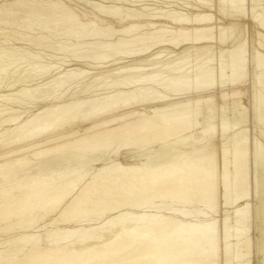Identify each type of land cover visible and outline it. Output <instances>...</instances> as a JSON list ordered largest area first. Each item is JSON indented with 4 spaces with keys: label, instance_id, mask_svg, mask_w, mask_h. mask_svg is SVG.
I'll return each instance as SVG.
<instances>
[{
    "label": "bare ground",
    "instance_id": "1",
    "mask_svg": "<svg viewBox=\"0 0 264 264\" xmlns=\"http://www.w3.org/2000/svg\"><path fill=\"white\" fill-rule=\"evenodd\" d=\"M7 2L14 15L23 14L39 22L58 21L72 32L90 28L91 34L75 36L89 38L76 46L89 45L91 51L84 53L78 49L80 53H75L69 64L64 62V69V64L57 67L55 63L38 61L36 67L33 65L36 72L31 81L28 74L30 77L19 80L23 87L15 90L9 85L13 89L10 88L11 96L32 100L40 112L34 119L23 120L19 111L10 109L11 113L8 110L3 111V116L0 114V127H8L0 131V172L29 164L30 159L40 160L75 148L79 153L113 148L117 149L116 154L123 149L155 148L140 156L147 157V165L141 169H135L137 164L113 161L114 165L103 167L108 172L106 175L102 169H94L93 177L87 178L89 171L83 170L52 189L47 188L49 182H39L38 193H29L2 206L1 220L11 214L18 215L15 223L18 226L34 223L31 216L37 207L48 205L49 209L39 218L66 206L55 216V224L82 216L87 208H94L93 214L105 219L97 232L92 225L86 229L82 225L58 230L49 235L51 248L47 251L39 248L40 236L32 235L29 239L36 242L35 246L19 255L22 258L15 264H251L248 257L252 244L247 228L251 216L261 235L256 244L259 264H264V143L255 135L252 148L256 203L248 202L253 144L250 145L244 125L247 109L242 102L248 46L237 35H231V42L228 41L225 35L230 29L223 27V18L213 14L212 5L205 2V10L191 14H165L146 6L121 10L113 5L104 14L100 5V11L99 7L95 8L104 16L118 17L117 29L107 27L102 32L93 29L95 23L83 22L62 0ZM230 2L229 7L236 14L231 18L244 17L245 0ZM95 18L104 22L103 18ZM254 19L260 29L253 56L254 73L258 77L264 72V14L255 15ZM232 27L235 29L237 25ZM24 37L23 41L50 47L54 52H69L66 43L47 46L43 36ZM157 47L164 50H155ZM194 47H199L201 55L216 51L219 60L206 61V58L195 66L189 65L192 57L189 50ZM181 49L184 51L176 55ZM12 52H0V76L7 71L5 67L20 65V58L14 59ZM177 56L171 64L159 65ZM199 58L198 55L196 61ZM260 76L262 85L264 75ZM40 79H43L41 83ZM228 86L232 89L227 90ZM259 94L255 97L254 112L262 124L264 90ZM0 97L2 102L10 101L9 94ZM261 132L264 136V131ZM220 136L221 143L217 140ZM157 160L165 163L148 165ZM190 193H195L197 198H189ZM159 197L179 203L195 199L205 210L194 213L177 209L181 218L146 211L122 212L123 207L154 204L152 201ZM102 204L106 209L101 208ZM220 209H225V218L218 220ZM112 212L117 215L106 220ZM232 238L235 244L231 243ZM18 242L26 243L28 237L11 238L3 252L16 253L22 248ZM45 254L47 261L42 259ZM1 264H8V260Z\"/></svg>",
    "mask_w": 264,
    "mask_h": 264
},
{
    "label": "rangeland",
    "instance_id": "2",
    "mask_svg": "<svg viewBox=\"0 0 264 264\" xmlns=\"http://www.w3.org/2000/svg\"><path fill=\"white\" fill-rule=\"evenodd\" d=\"M29 1H31V0H29ZM33 1H36V0H32V2ZM62 1H65L67 6H69V8L72 11L73 10L75 11L76 14L78 15V17L83 22L89 20V21L95 23L96 26L93 25V29H96L98 31L102 30V32L104 30L103 28L106 29L107 27L117 29L118 25L115 21H116V18H118V17L116 16V18H114V17H110V16L108 17V15L104 16V14H106L107 9L111 10V8H113V6L118 7V8L120 7L121 10H122V7L133 8V9H142L143 7H144L143 9H145L146 7L147 8L149 7V9H151V10L157 9V11H161V12L163 11V13H165V14H172V13L174 14L176 12H178V13L183 12L184 14H191L193 12H197L198 10H205L204 9L205 6L203 3L206 2L207 4H211L212 5L211 7L213 9L212 10L213 14H216L218 18H221V19L223 18L224 20H221L222 22L224 21L222 23L223 27L230 29V30H228V32L225 35V37L228 39V41L231 42V40H229V39H232L231 35H233V36L237 35V36H239L240 41L246 42V45L248 46L247 47V54H246L247 55V64H248V66H246L247 67L246 83L242 87V92L244 94L243 98H242V100H243L242 102L244 103V106L248 110V111L246 110V113H247L246 116H247V122L248 123L246 122V124H244V125L246 126V128L248 130L249 138L251 141L250 145H252L254 143L253 141H255L256 138L260 142L264 143V136H263V134H261L262 133L261 131H264V123L261 124L258 122V120L255 118L256 112H254V108H255L254 106L256 105V102H255L256 98L255 97L256 96L258 97V95H260L259 93L262 92V90H264V84L261 85L259 83V80H260L259 75L262 74V76H263L264 72L259 73V75L257 77L256 73H254L255 72L254 70H256V69L253 66V56H255V48L254 47L257 45L256 42H258V40H259V38L257 37V33L260 31L257 22H255L254 17H255V15L257 16V15L264 14V0H245V6H244L245 16L241 17V18L237 17L239 19L234 18V17L231 18V16H234L235 10L232 7H229V6H231L230 0L226 1L227 3L224 2V4L220 3L221 0H201V1L200 0H196V1L195 0H62ZM7 4H8L7 0H0L1 14L5 15V16H2V15L0 16V28H1L0 29V31H1L0 32V42H1L0 43V52L4 53L5 51H7V52L11 53L13 51L12 53L15 55L14 59H17L18 57L20 58V63H18L20 65L15 64L11 67L8 66L9 69L7 67H5L8 72L5 71L4 75L0 76L1 77L0 78V91H3V93L1 95H8V94L10 95V97H9L10 101L2 102L0 99V110L2 109L0 111V114H1V116H3L4 115L3 111H8V110L10 111V109H11L12 112H14L13 110L19 111L18 113L21 114V120L28 119V118L31 119L34 116H36V114L38 115V112H40V111H38V109L34 108V104L30 102L32 100L27 99V98L22 99L20 97L11 96L13 94L12 90L13 89L17 90V88L23 87L22 86L23 84L19 83V80L21 78H23L24 76L25 77L31 76L30 81L32 78H34V74L36 72L35 71V67H36L35 65L38 63V61L46 63V64L47 63H55L57 65V67H60L61 65L64 64V62H66V64H69L71 62V59L73 58V55L75 53H80V52H78L80 49H82L80 51H82L84 53L85 52L88 53L89 51H91V48H88V47H90L89 45L85 46L83 44V46H85V48L76 46V44L82 43L85 40H89V38L84 39V38H80V37L82 36V33L83 34H86V33L91 34V32H90L91 30H90V28H88L86 30L75 29L74 30L75 34L73 35V34H70V33H74V32H72V29L69 28L70 29L69 30L67 26L64 27V24H62L61 22H58V21H51V22L50 21H44V22L40 21V22H43L44 23L43 24V23H40L39 21H37L33 17L31 19V17L29 18V16L26 17V15L19 14V13H17V15L15 13V15H14L12 8L6 6ZM100 5H102V7H103L102 12L105 11L104 14H102V12H98V10L99 11L101 10ZM95 7H97V8L99 7L98 10ZM192 8H194V9H192ZM220 8H221V11H220ZM223 8H224L225 13H223ZM232 12H233V14H232ZM227 14H228V16H227ZM229 14H230V18H229ZM21 16H23V17H21ZM95 16L98 18H101V19L103 18L104 22L102 23V22L96 20ZM227 17H228V19H226ZM36 22H38L40 25L37 24ZM47 22H49V23H47ZM55 23H57L59 25L57 26ZM233 25H237V28L234 29L232 27ZM41 26H44V27L41 28ZM231 27L233 29H231ZM77 30H78V32H76ZM232 32H234V34H231ZM6 34L8 35V37L5 36ZM70 35H71V37H68ZM75 35L80 36V37H76ZM24 36H26V39H32V38L34 39V38H38L39 36H43L46 38V40H45L46 45L50 44V43H51L50 45H52V43L53 44H55V43H66L69 52H65L64 54H63V52H60V53L54 52L55 50L53 49L54 51H52L50 47H47L48 48L47 49L40 44L29 43V42L23 41V39L25 38ZM7 40H10V41H7ZM4 41H5V43H4ZM90 42H92V41H90ZM50 45H47V46H50ZM24 47L26 50L24 49ZM18 49L21 50L20 53H18V52L16 53V51H18ZM157 49L158 50H164V48H159V47L155 48V50H157ZM198 49H199V47H194V48L189 50V51H191V55H192V57L189 60L190 61L189 65L195 66L196 64L201 63L202 61L206 60V58H208L206 61H209L211 59H213L214 61L219 60V53H217L216 51L212 55H210V54H208V55L202 54L201 55V54H198ZM86 50H88V51H86ZM23 51H25L26 53ZM183 51H184V49H181L180 51H177L175 54L176 55L178 54V56H179L180 53H182ZM24 53L26 54V57H25ZM16 54H17V56H16ZM18 54L20 56H18ZM28 55H30L29 56L30 59H28ZM198 55L200 58L197 60L198 61L197 62L196 58H198ZM178 56L174 57L168 61H164L163 63H161L159 65H162L164 63L171 64L172 61H174L178 58ZM32 57H33L34 61H33ZM36 57H37V59H36ZM166 59L167 58H165L164 60H166ZM22 60H24V61H22ZM64 66H66V65L64 64L62 66L63 69L65 68ZM27 68H29V69H27ZM95 72H98V71H95ZM56 73L54 72L53 74L56 75ZM262 76H260V78ZM48 77H49V75H48ZM43 79H40L39 83H41V81H43ZM261 79H263V80H261L263 82L264 78L262 77ZM9 85L11 87L14 86V88L12 89L10 87L12 89V90H10ZM73 88H74V86H72V88H70V91H72ZM230 88H231V86H228L227 90L232 89V88L231 89ZM218 94L220 95V93H218ZM218 103L220 104L219 107H221V105L223 104V101L220 100V101H218ZM3 109H5V110H3ZM10 113H11V111H10ZM5 127L8 128L7 126H4V128ZM4 128L0 127V131L3 132L4 130H6ZM259 132H261V133H259ZM254 135L256 136V138ZM259 136H260V138H259ZM220 137L217 138V140L219 142L221 140H223L222 137L221 138ZM252 147L254 148V144L252 146H250V150L253 149ZM153 150H155V148L148 149V147H147V148H144L141 150H138L136 148H130L129 150L123 149L121 152L116 154L114 152L117 151V149H113V148L110 149V151H107L106 149H94V150H86V151H83L81 153H79L77 151V148H75V149H72V150L67 151V152H63L60 154L44 157L40 160L30 159L29 164L17 166V167L7 169L5 171L0 172V210H1L2 206H4L5 204H8V203H10V202L22 197V196H27V195H29V193L30 194L31 193H38L37 190L39 189V182H45V181L49 182V185L47 186V188L52 189V188L56 187L63 180H65L71 176H74V175H76V173L81 172L83 170L89 171V175L87 178L93 177L91 174L94 173L95 170H97V169H100V170L102 169L101 170L102 173L104 175H106L108 172L105 171L103 169V167L107 166V165L108 166L114 165L115 163H123L125 165L130 164L131 166H132V164L133 165L137 164L136 165L137 167L135 169H137V170L141 169L145 165H147V163H146L147 157H140V156L144 153L147 154ZM253 152H254V149L252 151H250L251 156H250V161H249V165H250L249 187H250V197L252 199L249 197L248 202H250L252 205H255V203H256V201H255L256 200L255 187H254L255 186V183H254L255 182L254 181L255 180V162H254V156H253L254 153ZM113 161L115 163H112ZM164 163H165L164 161L157 160V161L149 163L148 165L149 166H157V165H161ZM82 166H89V168L85 170V169H82ZM251 177H252V180H251ZM250 184H254V185L250 186ZM20 186H23V187L26 186V187L20 189L19 188ZM251 190L253 192V195H251L252 194ZM2 196H6V198L3 199ZM160 198L161 197L156 198L157 201H156V199H154L152 201V202H154V204L148 203V204H145V205L140 206V207H136V206L123 207L122 212H125V211L126 212H137V213L142 214L146 211V212H149L152 214H162L163 216H167V217L172 216V217H180L181 218V216L178 215V213H177V211H178L177 209L184 208L185 210L193 211L194 213L197 211H200V210H205L202 203H201V205L199 202H198L199 204H197V202H195V199L190 200V202H192V203H190L189 201H188V203H183V202L179 203L178 201H175L172 198H167V199L163 198V197H162L163 199L162 198L160 199ZM189 198H197V195H195V193H190ZM193 201L195 202V204ZM222 201H223V199H222ZM187 205H189V206H187ZM49 207H50L49 205L46 207H37L36 211L31 216V218L34 219V223H31V224L25 223V224H22L19 226L15 225L16 220L18 219V215H13V214L7 216L6 218L4 217L3 218L4 220H1V218H0V255L3 254L2 256H0V264L7 262V260H8V264H15L17 259L22 258V257H19V255L22 256L23 254L27 253L28 249L34 247L36 244V242H34V240L29 239V238H31L30 236H32V235L40 236V242L38 243L39 248H42V249L47 251L51 248V247H49L51 245V243H50L51 238H49V235L54 234L58 230L63 229V228L76 229L82 225H86L85 226V229H86V227H88V225H92L95 228V231L97 232V231L102 229V226L104 225V224H102L103 220L105 222V219H99L98 217H96V215L93 214L94 208H87V210H86L87 212L85 214H83L82 216L76 217L73 220H71L65 224H63V223L55 224L54 220L57 218L56 215L59 216L64 211L66 206L64 207V205H63L53 214H50V215L43 217V218H39V215L41 213L45 212L46 209H49ZM101 208L106 209L105 204H102ZM220 211L221 212L219 213V215L217 217L218 220L225 218V209H222V210L220 209ZM230 212H232V210H230ZM116 215H117V213H115V212L109 213L108 216L106 217L107 218L106 220H110L113 217H115ZM55 216H56V218H55ZM220 227H221V225H220ZM1 228H3L4 230H1ZM247 228L249 230L248 231L249 232L248 237L251 239V244H252L251 250H250L251 254L248 258H249L251 264H259V262H260L259 257L260 256L257 253L256 244H257V241L261 240V235L256 228V222H255L254 217L251 216V219L247 225ZM83 231H84V229H83ZM23 235L24 236L26 235L28 237V242H26V243L25 242H18L19 245H22V248L19 251H17L16 253L15 252L11 253V254L3 252V249L5 247H7L8 245H10V243L8 245H7V243L11 238L16 237V236L19 237V236H23ZM2 240L4 242H2ZM231 243L235 244L236 241H233V238H232ZM53 246L52 247L54 249L57 248V246H55V245H53ZM223 248H224V245H222V249ZM6 255H7V257H6ZM42 259L47 261L48 255L47 254L43 255ZM222 264H224V262Z\"/></svg>",
    "mask_w": 264,
    "mask_h": 264
}]
</instances>
